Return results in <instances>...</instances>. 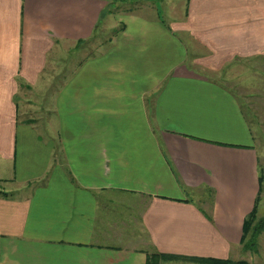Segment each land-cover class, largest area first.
Here are the masks:
<instances>
[{"label": "crops", "instance_id": "obj_1", "mask_svg": "<svg viewBox=\"0 0 264 264\" xmlns=\"http://www.w3.org/2000/svg\"><path fill=\"white\" fill-rule=\"evenodd\" d=\"M168 3L0 0V264H264V0Z\"/></svg>", "mask_w": 264, "mask_h": 264}, {"label": "rangeland", "instance_id": "obj_2", "mask_svg": "<svg viewBox=\"0 0 264 264\" xmlns=\"http://www.w3.org/2000/svg\"><path fill=\"white\" fill-rule=\"evenodd\" d=\"M169 1H173V3H174V5H173L175 8L174 12H178L179 14H182L184 12L187 0H118V1L116 0V1H114L115 3L112 2V0H109V9L111 10L110 11L111 14H113V15L116 13L122 12L125 9H127V10L131 9L134 11L147 13V12H149L150 7H146V6L147 5L148 6L154 5L155 8L157 7V10L158 9L160 10L162 17H164V19H167L166 9H164L162 6L165 5L166 3H167V5L170 4V3H168ZM111 18H113V16H111ZM98 31L100 32L99 33L100 35L102 34L104 37H107V38L109 36H111L112 33H115L110 29H108L106 31H104V30H102V31L98 30ZM97 39H99V38H97ZM97 41H99V40H97ZM97 41H95V42H97ZM89 46L86 43H84L82 46H79L78 49L69 50L67 53L66 52L61 53L60 58L57 59V64L60 63L63 65H65V64H72L73 65V64L77 63L78 61L85 58L86 51H88V52L90 51ZM250 75H251L250 72H243V77L245 78L244 80L248 81L249 80L248 76H250ZM256 84H259V85L262 84V86L264 87L263 81L257 80ZM263 91H264V88H263ZM237 93H238V91H237ZM263 99H264V95H263ZM239 101L241 104H243L242 105L243 109H247V107L244 104V97L239 96ZM257 150H258V155H259V172H260L261 177H262V188H263L261 198L264 201V147L263 146L257 147ZM259 208H260V210H263L264 204H261ZM243 257H244V254H243Z\"/></svg>", "mask_w": 264, "mask_h": 264}, {"label": "trees", "instance_id": "obj_3", "mask_svg": "<svg viewBox=\"0 0 264 264\" xmlns=\"http://www.w3.org/2000/svg\"><path fill=\"white\" fill-rule=\"evenodd\" d=\"M116 0H112L114 2ZM118 1V0H117ZM109 12V11H105ZM5 195V194H4ZM208 218H210L207 215ZM264 230V217L257 220L256 218V206L249 214V216L243 222V234L241 238V245L245 251L253 253L257 252V237ZM163 256L159 254H151L147 257L146 264H159L160 259ZM217 264L219 262H216ZM221 264H247L245 261L238 262H221Z\"/></svg>", "mask_w": 264, "mask_h": 264}]
</instances>
